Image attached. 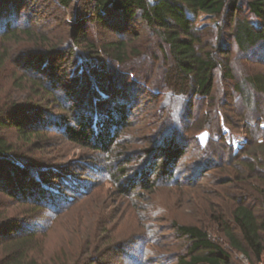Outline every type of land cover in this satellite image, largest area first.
Returning a JSON list of instances; mask_svg holds the SVG:
<instances>
[{
  "label": "rangeland",
  "instance_id": "1",
  "mask_svg": "<svg viewBox=\"0 0 264 264\" xmlns=\"http://www.w3.org/2000/svg\"><path fill=\"white\" fill-rule=\"evenodd\" d=\"M239 3V15H248L246 0ZM18 8L1 10L0 23L9 19L34 33L0 40V120L6 122L0 132L13 148L4 165L28 172L19 178L37 183L32 191L43 206L0 193V223L24 222L42 242L36 254L60 264H184L179 258L188 242L174 222L207 231L229 252V264H264V255L257 259L235 250L224 232L225 225L235 227L238 204L264 218V97L256 96L257 104L248 107L233 91V83L246 75L264 72V48L243 55L228 39L234 81L225 76V66L217 70L213 104L168 86L172 56L140 16L108 10L98 21L94 0H71L68 7L57 0H25ZM231 18L228 13L218 20L227 23L226 33ZM214 21L205 14L197 18L204 39L216 31ZM121 39L128 43V60L117 63L102 46ZM99 82L117 85L95 93ZM98 96H114L131 112V123L118 127L112 151L73 142L65 131L66 122L75 125L77 110L99 104ZM13 121L31 130L28 138ZM173 130L183 133L185 147L176 177L153 188L123 190L115 182L119 167L131 160L130 173L146 168L153 159L147 150Z\"/></svg>",
  "mask_w": 264,
  "mask_h": 264
},
{
  "label": "trees",
  "instance_id": "2",
  "mask_svg": "<svg viewBox=\"0 0 264 264\" xmlns=\"http://www.w3.org/2000/svg\"><path fill=\"white\" fill-rule=\"evenodd\" d=\"M57 1L65 7L71 4V0ZM22 2L24 3L25 0H0V11L17 10ZM246 7L248 15L240 16L242 6L239 0H94L98 21L105 19L104 15L108 10L123 16H140L151 29L155 30L172 56V63L169 66L171 68L166 74L168 86L181 92V95H187L190 100L198 95L210 100L213 104L217 70L225 66L227 69L225 76L230 81H234V75L228 66L233 45L227 43L228 39H231L232 44H235L238 52L243 55L252 56L258 49L264 48V0H246ZM228 13H232V20L228 24L230 30L226 33L224 25L227 26V23L221 25L218 20ZM200 14L215 19L213 26L216 31L212 29V32L209 33V36H212L210 38L204 39L201 35V31L205 27L196 26V20ZM233 14L236 15L234 18ZM4 15L8 16L6 11ZM14 23L9 19L0 23V40L11 39L20 33L29 37L33 36L34 32L31 28H18ZM82 40L81 36L76 39V41ZM102 49L117 63H124L128 60L129 47L123 39L104 44ZM33 51L40 54L42 52L39 48ZM45 53L49 55V52ZM1 57L3 58L4 55L2 54ZM226 59V64H224ZM4 61L0 59V64L2 65ZM47 64H50L49 60L46 62ZM49 69L50 71L47 73H50L48 77H51L52 67L49 66ZM50 81L52 82V79L48 78L47 83ZM233 84V91L248 107H252L254 103L257 104L256 96L264 97V72L246 75L241 81ZM115 85H117L116 82H111V85L99 82L95 93L113 89ZM117 93L113 92L115 97ZM114 96L110 101L108 98L102 99L98 96L95 103L99 102V106H91L89 109L92 110L87 112L77 110L75 125L66 122L65 131L70 140L84 146L112 151V146L119 133L118 127L131 123L129 106L114 102ZM229 96L233 98L232 94ZM211 111L213 112V110ZM188 118L190 119L189 116ZM12 123L17 126L25 138H28L31 130L22 128L20 121ZM0 126L6 127V122L0 120ZM98 127H103L104 130H99ZM189 129L191 128L188 125L183 129V132L187 133ZM207 129L211 130L208 124ZM116 131H118L116 136H113ZM182 134L173 130L171 135L164 136L158 144L148 149L147 151L153 155V159L152 163L144 169H134V172L130 173L131 160L126 161L124 165H121L120 162L118 166H121L117 171L120 176L115 179V182H120L121 188L124 190L129 187L137 188L138 185L153 188L162 181H172L177 174L178 162L185 154ZM12 149L0 132V193L9 198L18 196L25 201L30 200L34 204L33 206L40 210L43 202L41 198L33 194L37 183L31 178L27 179L28 183H23L19 176L28 175L26 170L14 168V172L8 170V166L4 165L8 162L7 159H9ZM34 177L38 178V174ZM124 177L127 182L122 183L121 179ZM35 178L33 179L35 180ZM42 180L48 181L44 176ZM24 182L26 181L24 180ZM232 218L235 227L231 228L228 225L224 227L231 246L245 256L251 254L257 259H261L264 255L262 235L264 218H260L252 208L244 203L235 207ZM173 229L178 236L188 242L187 254L179 258L182 263L229 264V252L204 229L196 225L178 222L173 223ZM41 246L42 242L38 239L36 231L31 230L24 222L10 219L0 223V247L3 249L0 264H60L57 259L43 258L36 254Z\"/></svg>",
  "mask_w": 264,
  "mask_h": 264
}]
</instances>
